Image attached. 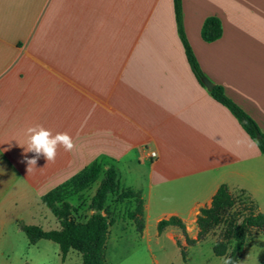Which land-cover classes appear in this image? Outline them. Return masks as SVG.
Masks as SVG:
<instances>
[{"label":"crops","instance_id":"crops-1","mask_svg":"<svg viewBox=\"0 0 264 264\" xmlns=\"http://www.w3.org/2000/svg\"><path fill=\"white\" fill-rule=\"evenodd\" d=\"M182 7L206 79L264 134V0ZM209 17L222 27L211 42L201 35ZM210 91L188 63L173 0H0V264H32L41 240L17 248L19 223L59 229L42 197L93 163L142 181L125 187L141 193L143 236L152 216L157 226L175 216L196 238L222 184L264 212V153ZM35 125L67 132L75 147L27 171ZM177 230L157 236L174 241Z\"/></svg>","mask_w":264,"mask_h":264},{"label":"trees","instance_id":"trees-1","mask_svg":"<svg viewBox=\"0 0 264 264\" xmlns=\"http://www.w3.org/2000/svg\"><path fill=\"white\" fill-rule=\"evenodd\" d=\"M177 29L184 46L185 54L192 72L203 85L206 79L196 56L187 40L183 25L182 0H173ZM222 34L221 22L216 17L207 18L202 26V38L211 42L218 39ZM212 97L227 107L236 117L240 125L247 134L257 142L262 153H264V134L261 132L257 122L246 113L238 104L229 98L220 85H215L210 91ZM102 166L93 163L68 182L56 187L42 197V201L59 220L60 228L55 230H44L41 226L26 225L19 223V227L26 234L30 244H36L42 239H47L58 244L64 261L70 251L78 252L82 258V264H108L107 263V243L110 234L111 222L109 220V209L106 206L108 197L111 194H119L120 198H134L138 205L134 212V219L143 215L144 203L141 193L130 188L122 190V185L118 180V173L114 167H108L97 187L90 203L93 211L91 216L83 223H76L72 220V204L65 198L68 190L79 193L92 185L101 174ZM236 205V199L227 184H222L212 199L210 207L201 208L197 218L198 235L191 238L188 235L184 222L178 217L163 219L158 223V232L161 234L166 227L176 226L181 229L186 245H195L204 240L220 223L226 222L223 239L214 246L216 256L233 257L235 264L240 260L248 238L252 232L264 233V212H257L256 208H245L247 212L239 222L237 216L231 214V210ZM137 217V218H136ZM142 229L144 220L138 221ZM233 242L231 249L229 242ZM178 246H183L180 239H176ZM185 256V251L182 249Z\"/></svg>","mask_w":264,"mask_h":264},{"label":"rangeland","instance_id":"rangeland-1","mask_svg":"<svg viewBox=\"0 0 264 264\" xmlns=\"http://www.w3.org/2000/svg\"><path fill=\"white\" fill-rule=\"evenodd\" d=\"M101 166L102 170L98 179L87 189L79 193L68 190L66 193L65 198L73 206L71 218L76 223L85 222L93 213L90 209L91 199L108 167L102 164ZM119 181L122 190L127 189L125 186L130 183L136 186L142 183V181L134 180L125 172L121 173ZM234 196L236 205L231 210V214L236 215L240 222L247 213L245 208L256 207L247 194L237 192ZM137 205L134 198H120L119 194H111L108 197L106 206L109 209L111 222L106 256L108 264H222L221 258L224 256H216L214 246L222 241L226 222L220 223L206 239L195 245H186L185 237L178 227V234L174 236V241L167 234L158 237V228L153 216L149 221L147 233L143 236L145 224L142 229L138 222L142 216L134 219L133 215ZM47 210L50 217L57 221L53 213L49 209ZM43 229L55 230L58 228L43 225ZM176 239H180L183 246H178ZM12 240L17 248H25L28 244V238L24 232L13 236ZM232 244V241L228 243L229 249ZM182 249L185 251V256L182 254ZM260 249H264V233L254 230L248 238L244 252L237 264H264V251H261L257 256ZM228 254L229 251L226 255ZM29 259L32 264H82L81 255L75 251H70L66 260L63 261L58 244L49 240H41L37 246H34Z\"/></svg>","mask_w":264,"mask_h":264},{"label":"clouds","instance_id":"clouds-1","mask_svg":"<svg viewBox=\"0 0 264 264\" xmlns=\"http://www.w3.org/2000/svg\"><path fill=\"white\" fill-rule=\"evenodd\" d=\"M27 147L25 152L33 153L31 158L26 157L28 164L27 171H31L36 166L37 160L43 156L48 162H54L59 148H63L66 152H71L74 147L73 138L67 132H58L53 134L51 130L46 129L42 125L30 126L26 129ZM264 249H260L257 256ZM222 264H235L231 255L221 258Z\"/></svg>","mask_w":264,"mask_h":264},{"label":"water","instance_id":"water-1","mask_svg":"<svg viewBox=\"0 0 264 264\" xmlns=\"http://www.w3.org/2000/svg\"><path fill=\"white\" fill-rule=\"evenodd\" d=\"M203 83L209 90H212L214 88V84L210 82L208 79H204Z\"/></svg>","mask_w":264,"mask_h":264},{"label":"built area","instance_id":"built-area-1","mask_svg":"<svg viewBox=\"0 0 264 264\" xmlns=\"http://www.w3.org/2000/svg\"><path fill=\"white\" fill-rule=\"evenodd\" d=\"M152 155L155 156V153H153Z\"/></svg>","mask_w":264,"mask_h":264}]
</instances>
